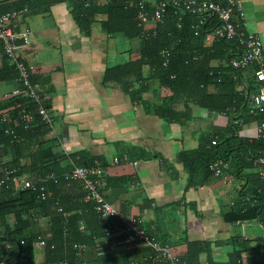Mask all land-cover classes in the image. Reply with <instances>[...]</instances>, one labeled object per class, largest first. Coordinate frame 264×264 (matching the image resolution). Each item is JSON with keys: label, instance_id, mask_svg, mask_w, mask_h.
Instances as JSON below:
<instances>
[{"label": "crops", "instance_id": "crops-1", "mask_svg": "<svg viewBox=\"0 0 264 264\" xmlns=\"http://www.w3.org/2000/svg\"><path fill=\"white\" fill-rule=\"evenodd\" d=\"M145 1L152 6L159 0ZM235 1L238 6L234 10V19L245 24L248 33L257 35L264 42V0ZM95 2L97 10L91 18L89 36L80 31L71 5L65 1L33 0L25 16L24 25L30 28L38 47L32 61V81L48 93V106L55 122V131H46L43 136L46 145L52 147V153L59 157L49 169L63 175L72 166L85 161L78 155L85 152L104 166L103 198L125 217L141 222L157 237L165 235L176 254L185 256L188 242L208 241L210 252L199 256V264H264V241L261 239L264 213L247 221H223L224 214L235 211L240 205L263 207L264 181L258 176V168L242 161V157L230 159L224 161L226 168L220 176L206 178L197 173L193 176V186L187 188L189 174L179 160L181 152L197 149L207 136L225 133L234 115L209 111L191 99H181L173 106L180 122L166 121L159 113L162 98L168 91L150 78L147 66L141 77L133 75L103 81L107 67L139 58L140 40L102 32L100 22L106 16V0ZM17 7L20 4L7 3L0 7V12ZM188 22L186 19L184 24ZM171 25V20L167 19L163 27L168 29ZM190 43L195 45L196 42L192 38ZM195 51L203 56L206 54L205 50ZM238 53L233 47L224 55L229 61ZM222 64V58L210 63L212 67ZM7 65L10 63L4 61L0 48V71L5 72ZM250 72H243L244 85L252 79ZM13 86V75L8 80H1L0 94L10 91ZM258 122L247 117L237 135L253 139ZM11 154L8 147L0 145V170L10 166ZM258 154L264 155V150ZM123 156L129 162L112 164L113 158ZM45 186L50 197L43 207L37 205L26 215L20 211L18 220L13 212L0 215V234L15 229L19 236L31 237L33 242L38 237L45 241L44 247L32 244L28 253L31 260L24 258L23 262L60 264L63 261L64 255L59 254V249L51 248L54 246L52 240L58 242L60 228L58 223L52 224V219L59 204L70 217L68 232L73 240L110 247L111 236L101 234L96 217L90 210L80 211L87 209L89 203L84 201V190L79 182L61 180ZM253 193L258 196H252ZM5 197L0 189V203ZM34 214L41 218L32 221ZM74 214L82 215L79 229L71 221ZM134 248L137 247L127 245L116 251ZM236 255L239 256L237 261Z\"/></svg>", "mask_w": 264, "mask_h": 264}, {"label": "trees", "instance_id": "trees-1", "mask_svg": "<svg viewBox=\"0 0 264 264\" xmlns=\"http://www.w3.org/2000/svg\"><path fill=\"white\" fill-rule=\"evenodd\" d=\"M29 1L30 0H28V2ZM62 1L68 2L71 5V13L80 31L85 36H89L92 23L91 18L97 10L96 0H87L89 1L87 7L83 5L85 0H54V2ZM140 3L145 5L147 11L152 9V6L145 0H106L104 5L106 16L105 19L100 22L101 31L109 36L121 35L126 39L139 38L140 50L137 60L125 61L107 67L103 74V81L120 80L133 75L141 77L144 66H147L150 70V78L156 80L159 86L166 88L168 91V95L162 98V108L161 113H159V116L166 121L180 122L173 106L181 99H191L197 106L209 111L213 110L221 113L228 111L225 113L226 115H228V113L234 115V118L231 117L229 120L230 126L225 133L211 134L201 141L197 149L183 151L179 154V160L182 162L185 171L189 174L187 188L193 186V176L197 173H201L202 176L206 178L213 175L209 170V165L216 160L220 159L226 162L230 159L242 157V161H246L249 165H252V160L262 155L258 154V152H260L261 149L264 150V139L240 137L237 134L247 117L250 119H257L258 121L264 120V114L251 116L246 110L248 99L252 94L257 92L260 84L254 77L257 66L253 65L245 70L233 69L229 61H227L228 56L224 55L229 48L234 47L237 51L238 48L233 42L213 40L210 44H206L203 41L204 32L209 31L215 25L216 21L211 19L206 29L195 38L189 29V25L192 23L191 20L193 21L194 18L188 14L182 15V27L180 29L177 28L176 24L179 13H176L170 5L166 9L163 23L156 27V37L144 39L142 33L145 31L144 27H147L138 25L135 19ZM167 19H170L172 22L171 27L168 29L163 27ZM186 19L189 20V22L184 24ZM192 38L196 42L195 45H191L190 43V39ZM161 48H167L171 53L169 63L166 67L161 65V61L158 57V51ZM189 49L205 50L206 54L204 56L200 55V53L195 50H192L195 51V53L192 51L187 53ZM212 52L213 54H211ZM219 53H221V55H219ZM219 58L224 60V65L212 67L210 65L211 61ZM3 59L10 63L4 56ZM246 70L251 71L252 79L248 81L247 85H244L243 72ZM12 75L14 79L15 70L10 63V66H6L5 72L0 71V81L8 80L9 76L11 78ZM10 105H12V103L1 102L0 109ZM29 106L32 107V103H29ZM235 120H237L238 124L234 123ZM3 127L4 125L0 123V145L8 147L12 152V161L10 162V166L6 168L15 169V175L17 177H27L34 181L43 179L45 185L49 182L53 183L52 180L48 179L50 175L53 174L61 177L62 173L54 171L53 168L49 169V166L53 163L55 164L56 159L59 157L53 154L52 147L46 145L43 141L44 133L47 130L42 125L35 121L32 127L28 129H25L23 126L14 128L13 135L15 138L11 135H4ZM212 141L215 142V145H212ZM239 149L245 151L246 154ZM78 155L82 156L81 159H85V161H81L76 166L89 167L96 163L93 157L90 158L88 156L89 154L85 152H81ZM99 165L102 168L104 167L101 164ZM103 175L102 177H104ZM101 188L102 185L100 184V194ZM1 190L6 194V197L0 203V215L3 212H13L18 220V213L20 211H22V214L26 215L30 210H34L37 205L41 208L47 204V202L38 201L36 194L30 190H23L17 193L3 188ZM253 194L255 195L252 196H258L256 193ZM59 206L61 207L60 204ZM87 207V209L80 211H91L100 223L101 234H109L111 236L108 240L110 247H107V245H99L101 242L98 244L99 246L94 243L90 245L84 243L87 246L85 255L82 257L75 256L72 250V244L83 242H81L80 239H72L68 232V230H70V217L66 215L65 208L61 207L64 214L56 212V215L53 216L52 219V224L58 223L57 226H59L60 230L57 237L58 242L55 243L54 240H52L54 246L51 248H55V250L58 248L59 254L64 255L62 262H67L69 264L75 262H83L84 264H151L149 257L153 255V251L148 247H137L131 251L117 252L116 249L127 245H133L134 242L129 240L128 234L112 235L110 231L115 225V220L112 218H98L92 210L91 203H89ZM260 213H264V206L259 209V207H241L240 205V208L235 211L224 214L223 221L235 223L238 221L252 220L259 217ZM71 221L74 225L77 224L76 229H79V226L82 224V215H72ZM136 222L138 228L143 229L148 236L161 244L167 245L171 251L176 254L170 243H168V240L165 239V235H163V238H159L155 234H152L147 228H144L141 222L137 220ZM76 235L79 238L78 233ZM14 241H18L22 246L19 258H17V246ZM0 242H9L11 244V250L8 252L7 259L5 260L6 264H11L15 261L16 264H31V261H29V263L22 261L24 258H29V260H31L29 255L33 243L31 237L26 238L19 236L14 229L12 231L8 230L4 235L0 234ZM262 244L264 247V242H262ZM210 248L211 244L208 241L188 242L186 255L183 257L178 254L176 255L181 263L199 264V256L202 253L210 252ZM238 257L239 256L236 255L234 259L237 261Z\"/></svg>", "mask_w": 264, "mask_h": 264}, {"label": "built area", "instance_id": "built-area-1", "mask_svg": "<svg viewBox=\"0 0 264 264\" xmlns=\"http://www.w3.org/2000/svg\"><path fill=\"white\" fill-rule=\"evenodd\" d=\"M30 1L0 0V7L7 3L20 4L17 9L0 12L1 52L14 66L15 70L13 88L0 94V103H12V105L0 109V123L4 125V135L13 137L14 128L19 126H23L25 129L31 128L35 121L48 132L53 133L55 131L54 116L48 106L49 95L31 79L33 75L32 61L38 47L32 39L30 28L24 25L25 16L30 10ZM83 5L87 7L89 1L85 0ZM169 5L176 13H179L177 28L182 27V15L188 14L194 18V21L189 25V29L195 38L206 29L211 19H214L216 23L209 31L204 32L203 41L205 43H210L213 40L233 42L239 51L237 57L229 60V64L233 69L245 70L253 65L257 66L254 77L260 84L257 92L248 99L246 109L251 116L264 114V42L257 35L248 33L244 28L245 24L234 19V10L238 6L236 1L159 0L152 5L150 11H147L143 3H140L135 19L138 25L149 28L144 27L145 31L142 33L144 39L156 37V27L163 23ZM158 57L161 65L166 67L171 57L170 50L161 48L158 51ZM29 103H32V107L29 106ZM234 123L238 124L237 120ZM254 134V138L264 139V120L258 122ZM211 143L215 145V142L212 141ZM119 161L129 162L128 158L123 156L120 159L113 158L112 164H117ZM252 164L258 168V176L264 181V155L255 157ZM224 168H226V165L220 159L209 165V170L215 176H220ZM103 172L104 169L98 163H95L89 167L72 166L61 177L52 174L48 179L52 180L53 183L60 180L79 182L84 190V201L91 203L94 214L98 218H112L115 220V225L110 233L112 235L128 234L129 240L134 242L135 247L150 248L153 251V255L149 257L151 264H186L181 263L178 256L167 245L161 244L148 236L143 229L138 228L135 218H126L116 207L103 198L99 193ZM15 174V169L3 167L0 170V189L3 188L14 193L30 190L36 194V198L40 202H46L49 199L50 193L43 179L34 181L27 177H17ZM261 196L264 206V190L261 192ZM57 212L63 213L62 208L58 206ZM40 218L41 215L34 214L31 220L35 222ZM261 239L264 241V234ZM32 244L36 247H44L45 241L38 237ZM10 250L11 244L9 242H0V264H6L5 260ZM72 250L75 256L82 257L87 252V246L84 243H73ZM11 264H16V261ZM61 264L69 263L62 262ZM73 264L84 263L75 262Z\"/></svg>", "mask_w": 264, "mask_h": 264}, {"label": "water", "instance_id": "water-1", "mask_svg": "<svg viewBox=\"0 0 264 264\" xmlns=\"http://www.w3.org/2000/svg\"><path fill=\"white\" fill-rule=\"evenodd\" d=\"M14 242H15V244L17 246V258H19L22 246H21V243H19L18 241H14Z\"/></svg>", "mask_w": 264, "mask_h": 264}, {"label": "bare ground", "instance_id": "bare-ground-1", "mask_svg": "<svg viewBox=\"0 0 264 264\" xmlns=\"http://www.w3.org/2000/svg\"><path fill=\"white\" fill-rule=\"evenodd\" d=\"M14 67V66H13ZM31 104V103H30ZM133 157V156H132ZM11 193V192H10ZM129 217V216H128Z\"/></svg>", "mask_w": 264, "mask_h": 264}]
</instances>
